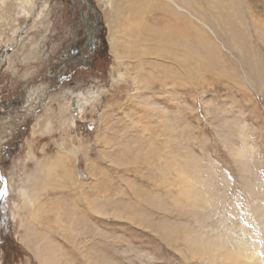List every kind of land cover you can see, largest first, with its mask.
Instances as JSON below:
<instances>
[{
	"label": "rangeland",
	"instance_id": "1",
	"mask_svg": "<svg viewBox=\"0 0 264 264\" xmlns=\"http://www.w3.org/2000/svg\"><path fill=\"white\" fill-rule=\"evenodd\" d=\"M76 1L0 0V264H41L38 258L49 264H197L184 239L203 240L211 232L183 207L179 167L197 196L215 197L213 218L222 229L264 262V0L181 6L193 16L191 31L206 36L203 57L184 64L187 71L174 54L149 56L160 77L145 83L150 90L140 105L115 88L106 2L91 0L107 47L86 67H75L77 60L66 71L81 19ZM156 8L150 11L156 19L149 13L148 20L165 23V11ZM130 61L122 85L135 76L136 60ZM137 120L147 138L142 147L159 149L160 162L129 144L139 130L129 125ZM44 158H63L64 170H76L81 184L70 179L62 188L48 186L36 209L18 190ZM189 160L197 168L185 167ZM22 222L38 231V255L26 248Z\"/></svg>",
	"mask_w": 264,
	"mask_h": 264
},
{
	"label": "bare ground",
	"instance_id": "2",
	"mask_svg": "<svg viewBox=\"0 0 264 264\" xmlns=\"http://www.w3.org/2000/svg\"><path fill=\"white\" fill-rule=\"evenodd\" d=\"M99 1L101 5L106 2L110 12V16L107 17L106 20L109 26L110 52L113 53L114 61L117 66L115 67L117 73L115 80L118 84H116L115 88H117L118 91H124V94L120 98H124L129 101L130 99H133L138 103V105L141 104L143 99L145 100V94L149 93L144 92L146 90H150V85H145V83L151 79L150 77H152V79L160 77L159 68L156 66V64H154V61H148L149 56L154 55L161 58H173V56L169 57V55L174 54L177 59L174 58L173 60H175V63L179 62V66L183 68H185L184 64L185 66H188V62L190 60L197 58L202 59L203 51L206 49L207 44L206 36L199 30H195L194 32L191 31L192 23L190 22L189 18H192L193 16L189 14L188 10L187 12H184L185 10L183 7H181L184 5L186 7L194 5L193 2L195 0H163V3H158L159 6H157L151 0ZM215 2L219 4V0H216ZM21 3L25 4L26 1ZM154 8L159 10L162 9V13L163 10L165 11L164 16H166V19L163 20L165 23H159L153 20L156 19V17L150 13V11L154 10ZM149 13L150 15L152 14L154 16L151 21H149L150 19L148 20L149 17L147 18ZM226 17L228 18L227 15ZM223 18L221 17V19ZM203 26L206 25L203 24ZM147 43L150 44L149 48L143 45ZM152 43L156 45V47H153V49H151ZM179 48L184 49V53H181L182 55L180 56L174 52L177 51V49L179 50ZM132 56L134 57V60H136L135 64L137 66V69L135 70V76L132 77L131 85H122L126 84L128 81V72H130L129 69H131L130 67L134 63L130 61V57ZM158 64H160V62ZM160 65H162V63ZM175 65L177 67V64ZM178 69L180 68L178 67ZM185 69L188 71L190 67H186ZM171 72H173V70ZM124 86H126V88L129 90L125 91V88L123 89ZM141 108L143 109L144 107ZM144 114L146 113L144 112ZM129 116H131V114ZM137 124H141L140 120H137L136 122L132 121L129 125L130 128L136 127L139 129L136 130L135 136L131 139L129 144H133V148L137 149L140 154H143L142 150L148 151V153L152 155L150 161L155 159L156 162H160L159 149L156 148L157 150H152L151 147H142V144H145L147 138L142 133L143 129ZM105 128L111 129V127L108 125ZM72 155L75 157V153H72ZM145 155L147 156L148 154ZM134 161H136L135 163L140 164L139 158L135 159ZM65 164L66 163L64 162L63 158H44L39 164H33L34 173L32 172L31 179H26V181L22 183L21 189L18 190V195L20 197L29 199V201H34L33 203L36 209L41 207L42 191H46L48 186L53 187L52 184H54V187L55 185L61 187L63 184H66L67 181L65 180L70 179L74 180L72 181L73 185L74 182H78V180L75 178L76 170H69L71 173L64 170ZM152 164L155 165L154 163ZM184 166L190 169L197 168V166H194V162L190 160L185 162ZM57 168L61 171L58 176V173H56ZM156 168L158 172L161 173V175L164 173L159 168V166H156ZM179 171V175L175 178V182H178L180 185L183 184L185 193L184 196L187 199V203L183 207L187 209V213H193L195 218L199 217L201 221H204L202 223L211 232V236L203 240L190 238L184 239V242H186L188 245L187 252L191 258L195 259L197 264H264L263 260L260 256H258L255 249H251L242 241L237 240L234 235L229 233V231L225 228L222 229L223 226L219 225L218 222L214 220L213 216L217 215L215 214L217 209L215 197L208 195L204 196L206 198L205 199L202 197L203 195L197 196V193L193 187L189 185V178L185 170L179 167ZM164 176H166V173H164ZM79 177L82 178L83 175L79 174ZM53 179L54 183L52 182ZM78 183L81 184L80 182ZM89 197L90 196L88 195V200H91ZM198 206L202 208L201 213H198L194 210ZM94 207V200H91L87 203V209L90 210L92 214L95 213ZM60 209L62 208L60 207ZM75 216L78 218V215ZM80 220L84 221V219ZM22 227L23 229L25 228L23 222ZM32 228L35 233L38 232L33 225ZM35 233L29 232L28 227H26V235H24L23 239L27 244L26 248L31 249L35 255H38L40 246L36 241ZM38 260L41 264H49L48 260H46L45 263L41 258H38Z\"/></svg>",
	"mask_w": 264,
	"mask_h": 264
},
{
	"label": "flooded vegetation",
	"instance_id": "3",
	"mask_svg": "<svg viewBox=\"0 0 264 264\" xmlns=\"http://www.w3.org/2000/svg\"><path fill=\"white\" fill-rule=\"evenodd\" d=\"M77 12L80 16L79 26L73 31L71 38V48L65 58L64 65L67 69L75 66L74 62L81 61L75 67L85 66L90 63L89 58L105 50L106 42L103 37L104 24L101 21V14L91 0H77ZM74 59V60H73ZM1 208V204H0Z\"/></svg>",
	"mask_w": 264,
	"mask_h": 264
}]
</instances>
